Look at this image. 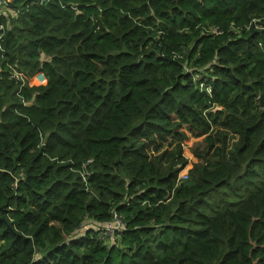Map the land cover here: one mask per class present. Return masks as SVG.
<instances>
[{
  "label": "trees",
  "instance_id": "trees-1",
  "mask_svg": "<svg viewBox=\"0 0 264 264\" xmlns=\"http://www.w3.org/2000/svg\"><path fill=\"white\" fill-rule=\"evenodd\" d=\"M9 1L0 264H264V0Z\"/></svg>",
  "mask_w": 264,
  "mask_h": 264
},
{
  "label": "rangeland",
  "instance_id": "rangeland-1",
  "mask_svg": "<svg viewBox=\"0 0 264 264\" xmlns=\"http://www.w3.org/2000/svg\"><path fill=\"white\" fill-rule=\"evenodd\" d=\"M34 85H36V84H34ZM201 144H202V137L196 138L192 135H191V137L189 136L188 141L184 142V144H183L184 145L183 146L184 155L188 159L189 163H192V162L198 160L197 154L200 153L204 148L201 146Z\"/></svg>",
  "mask_w": 264,
  "mask_h": 264
},
{
  "label": "built area",
  "instance_id": "built-area-1",
  "mask_svg": "<svg viewBox=\"0 0 264 264\" xmlns=\"http://www.w3.org/2000/svg\"><path fill=\"white\" fill-rule=\"evenodd\" d=\"M9 3H10L9 0H0V7H1V6H7V7H8ZM0 29H1V30L4 29V25H3L2 22H1V17H0ZM212 32H214L215 34L220 33V31L218 30V28H214V29L212 30ZM40 74H41V75H44L43 73H40ZM12 77H13L14 79H16L17 81H21V82L24 83V84L28 81L27 83H29L30 85H33V84L31 83V80H32L33 78H32V79L29 78V79L27 80L26 77H25L22 73L15 72V74H13ZM45 78H46V77H45ZM46 81H47V80H46ZM45 83H46V82H45ZM45 83H42V84H45ZM37 85H41V84H37ZM82 178H83V180H86V175H85V174H82ZM187 178H188V174L185 173V172H182L181 175H180V177L178 178V183H180V182L183 181V180H186ZM109 230H110V232H111V231H112V228H110Z\"/></svg>",
  "mask_w": 264,
  "mask_h": 264
},
{
  "label": "water",
  "instance_id": "water-1",
  "mask_svg": "<svg viewBox=\"0 0 264 264\" xmlns=\"http://www.w3.org/2000/svg\"><path fill=\"white\" fill-rule=\"evenodd\" d=\"M259 100H260L261 106L264 107V93L261 94V96L259 97Z\"/></svg>",
  "mask_w": 264,
  "mask_h": 264
},
{
  "label": "clouds",
  "instance_id": "clouds-1",
  "mask_svg": "<svg viewBox=\"0 0 264 264\" xmlns=\"http://www.w3.org/2000/svg\"><path fill=\"white\" fill-rule=\"evenodd\" d=\"M184 171H185V170H183L182 172H184ZM182 172H181V173H182ZM185 173H187V172L185 171Z\"/></svg>",
  "mask_w": 264,
  "mask_h": 264
}]
</instances>
